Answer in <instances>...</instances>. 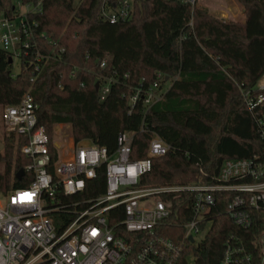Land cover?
Wrapping results in <instances>:
<instances>
[{"label": "trees", "instance_id": "1", "mask_svg": "<svg viewBox=\"0 0 264 264\" xmlns=\"http://www.w3.org/2000/svg\"><path fill=\"white\" fill-rule=\"evenodd\" d=\"M19 1L39 6L29 17L65 52L44 62L39 72L24 59L21 71L14 75L9 53L0 48V106L15 105L25 94L32 95L38 105V125L51 140L52 161L56 158L52 134L59 124L69 125L75 142L88 140L110 153L120 132H133V159L147 155L154 136L169 144L168 153L153 158L151 170L141 177V187L210 183L226 159L263 158L264 141L244 93L257 92L254 87L264 74V0H238L245 7L243 21L217 17L196 2L132 0L130 17L116 24L107 21L101 9L104 2L114 8L122 0ZM16 12L12 0H0V15ZM107 29H111L110 39L101 32ZM39 43L44 53L52 48L44 39ZM158 69L172 78L170 86L150 107L141 97L132 105L130 97L137 90L159 81ZM107 78H112L110 90L101 99L96 82L103 84ZM4 141L0 195L27 186L31 176L25 172L16 178V172L30 161L20 152L27 138L8 133ZM104 184L100 173L82 194L62 196L63 203L68 206L101 194ZM214 194L210 229L192 248L195 264H218L225 239L232 233L251 245L264 230L263 214L255 213L249 229L233 222L228 205L234 192ZM176 196H169L172 209L178 207ZM169 221L162 229L164 235L181 238L180 223L185 218L174 213Z\"/></svg>", "mask_w": 264, "mask_h": 264}, {"label": "built area", "instance_id": "2", "mask_svg": "<svg viewBox=\"0 0 264 264\" xmlns=\"http://www.w3.org/2000/svg\"><path fill=\"white\" fill-rule=\"evenodd\" d=\"M26 6L33 9L25 13L17 10L13 16L0 15V48L13 60L27 59L34 72H39L44 62L62 54L65 48L38 30L39 23L29 17L39 6ZM131 12L132 0H122L114 8L104 2L101 9L112 24L127 20ZM41 39L52 46L48 53L41 51ZM105 62L103 59L100 66ZM156 74L159 81L137 90L130 97L132 105L141 97L148 108L162 97V74ZM111 81L107 78L103 84L99 82L101 99L109 92ZM254 90L257 92L244 93L245 102L264 141V74ZM37 108L29 93L19 103L4 106L6 132L27 138L20 152L30 160L23 170L31 176L27 186L1 195L0 264H191L190 254L196 260L192 248L210 229L209 212L216 191L234 192L228 212L243 229L252 227L255 213L264 212V154L263 158L224 160L210 183L141 187V177L151 170L153 158L168 153L169 144L154 136L147 155L133 159V132L123 131L111 153L84 140L72 141L63 157L64 144L56 141L53 147L58 151L52 161L51 140L45 128L38 125ZM100 173L105 176L103 193L80 198L70 206L63 203L62 196L82 194ZM172 194L179 196L174 209L169 203ZM148 202L152 204L148 206ZM182 206L188 209L183 211ZM174 213L185 218L180 223L184 232L177 240L162 230ZM251 242L247 245L239 234L228 235L218 264H264V230Z\"/></svg>", "mask_w": 264, "mask_h": 264}, {"label": "rangeland", "instance_id": "3", "mask_svg": "<svg viewBox=\"0 0 264 264\" xmlns=\"http://www.w3.org/2000/svg\"><path fill=\"white\" fill-rule=\"evenodd\" d=\"M12 1L15 4L17 10H19L21 13H25L33 9L32 7L21 4L19 0H12ZM196 3L207 7L211 13H213L215 16L220 17V18L243 21L246 16L245 7L238 0H196ZM101 32L103 33L105 37H107V39L108 38L110 39L111 29L103 30ZM118 42L124 43V40L119 39ZM21 68H22L21 61L18 58H14L13 64H12V72L14 74H18L21 71ZM157 72H160L162 74V79L165 78L164 80L166 82L162 85V90L164 91L170 86L171 84L170 80L172 78L168 77L165 70L158 69ZM3 112H4V107L0 106V152L4 151V148H5L4 138L8 134V132H6L5 130ZM52 135H53L52 145L55 147L56 141H59L62 144H64L65 149L63 150V157H66L67 149L71 145L72 141H74L72 135L70 134L69 125L59 124L55 126ZM57 151L58 150L56 149V153ZM1 168H2V164L0 163V170ZM2 201H3V198L0 195V202ZM151 204L152 202L147 203L148 206ZM263 217H264V212H263ZM202 236H203L202 234L197 236L195 245H198ZM188 261L191 264L195 262L193 254L189 255Z\"/></svg>", "mask_w": 264, "mask_h": 264}, {"label": "water", "instance_id": "4", "mask_svg": "<svg viewBox=\"0 0 264 264\" xmlns=\"http://www.w3.org/2000/svg\"><path fill=\"white\" fill-rule=\"evenodd\" d=\"M9 62L12 63L13 62V59L12 57H9ZM96 89L98 90L99 89V82H96ZM24 174V170L23 169H19L17 172H16V178L17 179H20ZM192 240V238H191Z\"/></svg>", "mask_w": 264, "mask_h": 264}, {"label": "crops", "instance_id": "5", "mask_svg": "<svg viewBox=\"0 0 264 264\" xmlns=\"http://www.w3.org/2000/svg\"><path fill=\"white\" fill-rule=\"evenodd\" d=\"M168 82H170V81H168Z\"/></svg>", "mask_w": 264, "mask_h": 264}]
</instances>
